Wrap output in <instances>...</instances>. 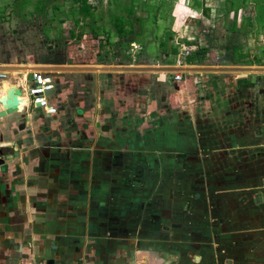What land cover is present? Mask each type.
Here are the masks:
<instances>
[{"label":"crops","instance_id":"crops-1","mask_svg":"<svg viewBox=\"0 0 264 264\" xmlns=\"http://www.w3.org/2000/svg\"><path fill=\"white\" fill-rule=\"evenodd\" d=\"M15 2L0 0V66L25 62L12 54L19 41L4 30L22 19L14 15L19 9ZM34 3L23 10L32 11ZM86 4L91 18L103 8L111 17L128 6L136 16L154 11L157 34L150 31L148 37L159 43L164 36L170 53L178 51L177 45L208 48L184 68L229 67L220 65L226 56L240 55L239 63L248 67L257 66L256 58L264 60V0H138L133 5L125 0H87ZM98 25L105 29L104 20ZM111 27L100 33L104 39L100 43L107 46L102 52L98 45L91 54L96 61L78 66L104 65L98 64L99 58L111 50L107 66L175 67L169 61L141 62L143 56L153 55H143L137 43L127 45L138 46L131 60L122 50L126 45L109 48V42H117ZM118 52L119 58L112 60ZM79 73H95L98 85L102 73L108 80L120 75L118 89L98 91L97 107L102 106L96 119L107 120L109 127L94 130L95 138L83 137L86 127H78L83 133L79 136L61 129L62 120L50 126L51 119L62 117L52 73L57 114L35 113L42 125L33 120L37 128L25 145L27 124L18 114L0 118V264H264V192L253 194L254 201L247 196L244 203L238 197L244 192L237 187L244 181L242 175L228 179L220 171L214 178L217 174L210 168L223 161L213 162L205 141L197 138L206 133L180 115L179 95L195 87L176 89L166 84L167 75L173 79L166 72ZM223 74L182 73L192 85ZM22 75H16L18 82L0 79V88L4 82L5 92L9 86H20L26 78ZM153 81L171 91L166 99L159 91L150 92ZM149 100L155 105L147 110ZM31 109L38 110L27 111ZM68 133L74 136L70 141ZM233 162L242 171L244 159ZM252 188L251 193L256 189Z\"/></svg>","mask_w":264,"mask_h":264},{"label":"rangeland","instance_id":"rangeland-1","mask_svg":"<svg viewBox=\"0 0 264 264\" xmlns=\"http://www.w3.org/2000/svg\"><path fill=\"white\" fill-rule=\"evenodd\" d=\"M125 1L128 3V0ZM56 5L59 6V10L52 11V9L48 7L46 9V17L33 13V15L27 16L26 18L18 19V21L16 20L17 23L14 24L13 28L7 29V27H4L6 34L14 36V39L19 41L15 53L12 54L15 55L18 61L22 62L25 60L24 64H22L23 66L39 65V63L41 64L49 58L56 57L62 60H69L70 64L66 65L74 66H78V63L81 62L96 61L91 58V54L98 49L99 43L104 41V39L99 38L103 36L102 34L93 38L90 25L98 27L100 26L98 23L104 20V27L105 30H107L111 27V25L107 23L109 17L112 18L111 15L106 16V9L103 8L95 12L93 18L86 19L82 22V16L76 6L72 5L71 0H61L56 2ZM145 11L140 13L143 18L147 16ZM116 13L121 14L123 11ZM74 19H79L81 22V25L76 29L73 25ZM148 23L151 24V22ZM155 23L156 22H152L153 27ZM135 25L137 30L138 24L136 23ZM110 29H112V27ZM71 30H74V39L70 37ZM142 38L143 37H139L140 40ZM155 40L156 39L153 37L145 39V45H150L149 48H143L142 54L147 55L146 53L151 52L150 54L153 56L150 55L151 57L147 56L145 58L143 56V61L141 62L163 65L165 62L169 61L170 63L176 64L177 56L180 55V52L185 48H191L189 46L180 48V46L177 45V48H179L177 54L174 55L172 52V54L170 53L169 44H167L166 51L161 53ZM82 41L84 43L83 48L81 47ZM151 43L155 44L152 45ZM202 45L204 46V44ZM103 50H105V48H102V52ZM122 50L127 59L131 60V53L133 51L135 52L137 49L124 46ZM191 50L194 52L197 51L198 48H195V50L191 48ZM99 59L101 60V58ZM216 60L220 61V59ZM138 62H135V64ZM240 63L232 65V67H248L246 62ZM256 65L255 67H264L263 63ZM23 73L30 77V75H28L29 72H8L1 73L6 74V77L2 78V80L18 82L16 75L23 76ZM114 73L120 74L121 72ZM82 74L83 73L79 72L52 73L56 82L57 93H60L58 97V110L62 117L51 119L50 122L52 125L50 126L56 127V125H58L56 122L62 120L61 124H59L61 129L68 131L74 130L75 136H79L77 133L83 134L79 130L82 127H86V130H84L86 133L83 137L93 139L96 137L93 135L94 130L97 129L100 131L102 128L109 127V124L107 125V120L101 122L96 119L102 106L100 103V107H97V100L101 98L100 95H98V91L103 88L105 93H108L106 91H110V89H118L120 82L116 80L120 75H115L116 78H110V80H108V78L105 77L107 73H102L99 75L100 85H98L97 80L93 77L96 76L94 75L95 73H89L87 76ZM244 75L248 76V78H252L247 80ZM214 77L216 78H208L209 80L203 79L201 82L199 81V83H193L192 85L189 83L190 81H186L187 77H185V79L183 78V75L180 81H175L172 79V75H167L166 84H170V86L176 89L187 88L189 86L195 87L192 92L183 91V93L179 95L180 101H182L181 104H183V107L180 109V115L185 116V118L187 117L188 120L193 123L192 126L195 127V130L198 129L199 132H201L200 130L203 129L206 133L205 135L201 134L197 136V138L201 139V141H205L202 143H206L204 147L213 162H217L218 160L223 161V163L217 165L213 164L210 168L217 174V177L214 178H219V173L221 172L222 174L224 173L223 176L226 175L225 177L228 179H234L236 177V175H234L235 173H237L238 176L242 175L239 178L244 181L243 183H238L237 187H241L244 195H241L239 192L238 197L246 203L247 196L253 200V194H262L264 192V73L246 75V73L235 72L226 73L223 74V76L216 75ZM153 78L155 79L156 77L153 75ZM248 81L251 86L247 88L243 87V82ZM179 82L184 83L177 84ZM157 84L158 83L155 81L151 82L152 87H150V92L154 93L155 91H159L158 93L166 99L171 91H169L167 87L160 88ZM118 91L121 92V89ZM54 94L56 96V91H54ZM160 100L161 99H159V101ZM151 102L153 101H150V107H148L147 110L154 107L155 103ZM158 106L159 105H157V107ZM164 111L167 112L168 109L164 108ZM35 113L40 114L39 110L33 112L32 109L23 111L21 115L18 114V119L25 124L24 126L27 124L26 131L22 136V139L26 140L22 145L27 143L31 131L37 128L35 123L38 122L37 124L40 125L39 121L41 120L37 119ZM29 114L32 115V119H28ZM35 118L37 122L33 121ZM53 120H55V122H53ZM72 136V134L68 133L69 141L74 138V136ZM238 158L244 159L245 162L242 171L236 167L238 164H234L233 162ZM252 187L256 189L254 191L252 190L251 193L248 189H253ZM233 188L234 187H229L228 190H233ZM231 199L233 201V198Z\"/></svg>","mask_w":264,"mask_h":264},{"label":"trees","instance_id":"trees-1","mask_svg":"<svg viewBox=\"0 0 264 264\" xmlns=\"http://www.w3.org/2000/svg\"><path fill=\"white\" fill-rule=\"evenodd\" d=\"M15 1H16L15 3L19 6V9L18 10L14 9V15H15V17H19V18L23 19V18H26L27 16L33 15V13H36L38 15H42L43 17H46L47 16L46 8L50 5V8L52 9V11L59 10V6L56 5V2L61 1V0H34L35 3L31 5L33 10L29 11V12H26L23 9L25 7H27V5L30 6V3L32 0H15ZM62 1H65V0H62ZM71 1H72V5L76 6L77 10L81 14L82 22L85 19L92 17L91 10H90L89 6H87V4H86L87 0H71ZM128 2L131 5H133V4L137 3L138 0H128ZM145 12L147 14V16L145 18H143L141 16H136V13L131 9L130 6H128L127 8H124L123 13H121L119 15L112 16L110 21H111L112 31L116 35V38H117V42L113 43V44L109 42L108 43L109 48H115L117 50L120 48V45H122V44L127 46V45H130L132 43H137L140 46H142V48H146V47L149 48L150 44H148L146 46L145 45V39L146 38L148 39V33L150 32L151 29H153V30H151V33H153V31H154L155 35H156L157 29H154V27L152 26V22H155L156 18L154 17V15H155L154 11L147 10ZM148 22H151V24H149ZM80 23L81 22L79 19H74L73 20L74 28L76 29L77 27H79L81 25ZM136 23L138 24V27L140 29L139 32H136V27H135ZM90 29H91V33H92L93 38L98 37V35L100 33H104V34L106 33L104 28L94 27V26L90 25ZM139 36L143 37V40H139ZM70 37L72 39L75 38L74 30H71ZM153 44H155V43H153ZM157 44H158L161 52L166 51L167 44H166V38L164 36H162L159 43H157ZM99 46L101 48L104 47V45L102 43H100ZM235 50H237V48H235ZM262 50H263L262 52L264 53V49H262ZM110 51L111 50H106L104 52L103 58L101 60L99 59L98 64L103 63L104 65H106L109 62V61L107 62L106 58L109 57L108 54ZM207 52H208V48H206V47H200V48H198L197 51H194V52L191 51L190 55L188 57H186L185 63L190 65V64L194 63V59L196 57H198V55L205 54ZM172 53L174 55H176L177 51L172 50ZM119 56H120L119 52L117 54H112L111 59L114 60L116 58H119ZM241 58H242V56H240V55L237 57L236 56H234V57H232V56L227 57L226 56L220 61V65H223V66L237 65L239 63V59H241ZM120 60H119V62L124 64V61L122 59H120ZM255 62L257 64L263 63V65H264V60H261L260 58H256ZM42 63L56 64V65L70 64V62L68 60H62L61 58H57V57L56 58H49ZM243 84H244V87H249L251 85L250 82H243Z\"/></svg>","mask_w":264,"mask_h":264},{"label":"water","instance_id":"water-1","mask_svg":"<svg viewBox=\"0 0 264 264\" xmlns=\"http://www.w3.org/2000/svg\"><path fill=\"white\" fill-rule=\"evenodd\" d=\"M166 72V73H187V72H211V73H230V72H248V73H264V67H130V66H74L66 64H49L42 63L34 66H0V72ZM5 82L0 89V118L11 114H21L24 110V102L19 100L21 90L15 86L5 92ZM259 198H257L258 200Z\"/></svg>","mask_w":264,"mask_h":264},{"label":"built area","instance_id":"built-area-1","mask_svg":"<svg viewBox=\"0 0 264 264\" xmlns=\"http://www.w3.org/2000/svg\"><path fill=\"white\" fill-rule=\"evenodd\" d=\"M133 48H137L136 44L132 45ZM191 48H185L177 56L175 67H185V59L191 53ZM7 73V72H2ZM173 79L180 81L182 79V73L174 72ZM6 74L0 73V79L6 77ZM29 76H25V80L20 86L16 87L21 90V97L19 100L24 102V110L28 108L42 110L47 117H52L57 114V106L52 101L51 94L53 93L54 80L51 73L48 72H29ZM1 89V88H0Z\"/></svg>","mask_w":264,"mask_h":264},{"label":"bare ground","instance_id":"bare-ground-1","mask_svg":"<svg viewBox=\"0 0 264 264\" xmlns=\"http://www.w3.org/2000/svg\"><path fill=\"white\" fill-rule=\"evenodd\" d=\"M6 87V86H5Z\"/></svg>","mask_w":264,"mask_h":264}]
</instances>
